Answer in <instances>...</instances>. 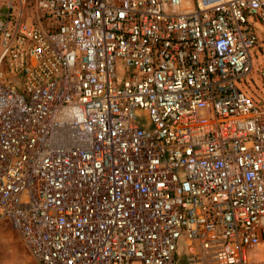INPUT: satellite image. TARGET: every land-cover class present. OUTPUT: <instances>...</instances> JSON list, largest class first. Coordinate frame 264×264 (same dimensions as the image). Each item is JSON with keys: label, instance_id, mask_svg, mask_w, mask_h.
Returning <instances> with one entry per match:
<instances>
[{"label": "built area", "instance_id": "1", "mask_svg": "<svg viewBox=\"0 0 264 264\" xmlns=\"http://www.w3.org/2000/svg\"><path fill=\"white\" fill-rule=\"evenodd\" d=\"M259 25L264 0H0V220L36 264H264Z\"/></svg>", "mask_w": 264, "mask_h": 264}, {"label": "rangeland", "instance_id": "2", "mask_svg": "<svg viewBox=\"0 0 264 264\" xmlns=\"http://www.w3.org/2000/svg\"><path fill=\"white\" fill-rule=\"evenodd\" d=\"M5 10H3L4 12ZM260 44L253 59V69L241 81V89L252 99L264 106V29L257 27ZM121 69V68H119ZM261 252L254 254V260L260 258ZM0 264H36L22 246L19 236L7 221L0 220Z\"/></svg>", "mask_w": 264, "mask_h": 264}, {"label": "crops", "instance_id": "3", "mask_svg": "<svg viewBox=\"0 0 264 264\" xmlns=\"http://www.w3.org/2000/svg\"><path fill=\"white\" fill-rule=\"evenodd\" d=\"M14 230V229H13ZM15 231V230H14ZM16 232V231H15ZM16 234H17V232H16ZM18 235V234H17ZM19 236V235H18ZM19 240H20V242H21V244H22V246L25 248V250L27 251V253L29 254V252H28V250H27V248L24 246V244L22 243V241H21V239L19 238ZM29 256L31 257V255L29 254ZM32 258V257H31Z\"/></svg>", "mask_w": 264, "mask_h": 264}]
</instances>
